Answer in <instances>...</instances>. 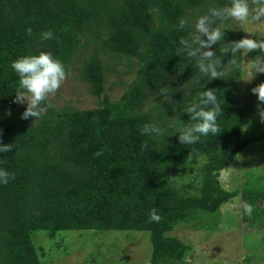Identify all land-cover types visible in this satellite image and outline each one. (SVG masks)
Returning a JSON list of instances; mask_svg holds the SVG:
<instances>
[{"label":"trees","instance_id":"1","mask_svg":"<svg viewBox=\"0 0 264 264\" xmlns=\"http://www.w3.org/2000/svg\"><path fill=\"white\" fill-rule=\"evenodd\" d=\"M228 0H0V111L14 110L19 77L11 63L23 55L51 52L66 70L84 40L99 41L101 48L136 61L135 77L116 101L103 98L99 107L77 111L62 109L39 119L13 115L0 117L3 143L13 150L0 153V168L14 175L0 184V264H41L31 241L33 231L54 236L60 231L147 232L152 246L148 264L181 262L189 250L180 239L166 234L181 223L212 214L226 202L242 196L252 204L255 224L261 229L264 251V186L224 190L218 173L229 166L249 143L264 137H247L241 131L245 113L238 86L240 68L225 79L209 81L194 63L176 55L179 38L187 36L197 16L211 5ZM181 18L189 26L178 29ZM32 29V35L26 29ZM51 30L57 39L41 40ZM239 40L225 22V40ZM220 45L213 50L219 53ZM231 55L224 56L227 63ZM86 70L97 92L101 89V60L95 50ZM198 84L188 83L191 79ZM188 83V84H187ZM186 84V85H185ZM169 86L173 103L157 96ZM216 89L223 114L221 133L182 145L176 124L187 103L199 91ZM98 94V93H96ZM156 99L152 109L148 103ZM146 123L167 128L165 137L142 134ZM166 141V143H165ZM147 148H142L144 143ZM205 159L199 172L198 194L191 184L173 188L162 173L177 167L193 168ZM157 209L160 220L150 221Z\"/></svg>","mask_w":264,"mask_h":264},{"label":"rangeland","instance_id":"2","mask_svg":"<svg viewBox=\"0 0 264 264\" xmlns=\"http://www.w3.org/2000/svg\"><path fill=\"white\" fill-rule=\"evenodd\" d=\"M232 36L245 37L244 31L264 32V25H240L228 21ZM99 41L84 40L76 57L69 63V75L59 92L46 103L52 105L45 113L62 109L86 111L100 106L103 98L118 100L135 77L134 59L116 55L101 48ZM101 60V89L88 75L86 64L94 51ZM258 53H249L244 58ZM242 74L238 86L241 108L245 113L241 131L247 137L264 133V123L256 114V96L251 88L264 82V74L251 82H245L246 72L241 58ZM98 93V94H96ZM156 99H152L146 109H152ZM25 105L15 104L14 110H1L2 115H13ZM44 113V114H45ZM205 159H199L193 167H177L170 174L162 173L173 188L180 189L191 184L190 194H198L201 185L199 169ZM218 182L226 191L264 186V137L248 144L245 151L238 154L233 162L218 173ZM242 196L223 204L212 214H202L201 218L176 225L167 236L180 239L189 250L185 258L172 264H264V251L260 245L263 228L254 221L253 212L247 215L241 207ZM31 241L37 249L41 264H148L152 246L147 232L140 231H60L54 236L46 231L31 233Z\"/></svg>","mask_w":264,"mask_h":264},{"label":"clouds","instance_id":"3","mask_svg":"<svg viewBox=\"0 0 264 264\" xmlns=\"http://www.w3.org/2000/svg\"><path fill=\"white\" fill-rule=\"evenodd\" d=\"M226 21H235L240 25H264V0H228L223 6H209L204 14L196 17L190 33L179 38L176 55L193 62L201 76L209 81L228 77L230 72L240 68L242 58L247 77L244 81L251 82L258 75L264 74V32L244 31L247 33L245 37L224 43ZM188 26L189 19L181 18L178 29L183 30ZM26 34L31 36L32 29L27 28ZM40 39L58 40L51 30L42 32ZM214 45H220V55L213 50ZM253 52L258 55L249 57L245 62L244 58ZM228 54L231 59L225 64L223 58ZM11 68L19 77L13 103L26 106L20 117L22 120L39 119L51 108L52 105L46 102L60 91L69 75L64 63L46 51L20 56L12 61ZM188 83L198 84L199 80L193 78ZM170 89L169 86L161 87L156 95L165 103L175 104ZM250 91L257 98L256 114L260 122L264 123V82L252 87ZM183 113L189 117L187 123L180 122L179 115H176L170 118L171 123L167 125V128L181 125L177 129L180 144L193 145L201 137L221 133L218 118L223 114V109L216 89L199 91L196 98L183 108ZM167 128L156 123H146L142 127V134L164 138ZM2 137L3 130L0 129V153L12 151V144L5 145ZM142 148H147L146 142ZM9 178L15 177L0 168V184L6 185ZM241 207L247 215H251L254 210L248 202H243ZM149 218L154 222L160 220L157 209L150 210Z\"/></svg>","mask_w":264,"mask_h":264}]
</instances>
